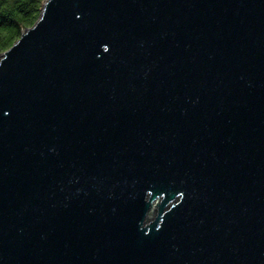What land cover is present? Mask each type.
I'll list each match as a JSON object with an SVG mask.
<instances>
[{"label":"water","instance_id":"water-1","mask_svg":"<svg viewBox=\"0 0 264 264\" xmlns=\"http://www.w3.org/2000/svg\"><path fill=\"white\" fill-rule=\"evenodd\" d=\"M0 264H264V0H44L0 55Z\"/></svg>","mask_w":264,"mask_h":264},{"label":"trees","instance_id":"trees-1","mask_svg":"<svg viewBox=\"0 0 264 264\" xmlns=\"http://www.w3.org/2000/svg\"><path fill=\"white\" fill-rule=\"evenodd\" d=\"M44 0H0V55L37 21Z\"/></svg>","mask_w":264,"mask_h":264}]
</instances>
